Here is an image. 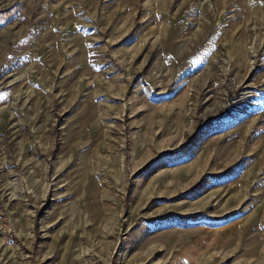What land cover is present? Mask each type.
<instances>
[{"label": "rangeland", "instance_id": "obj_1", "mask_svg": "<svg viewBox=\"0 0 264 264\" xmlns=\"http://www.w3.org/2000/svg\"><path fill=\"white\" fill-rule=\"evenodd\" d=\"M0 264H264V0H0Z\"/></svg>", "mask_w": 264, "mask_h": 264}]
</instances>
